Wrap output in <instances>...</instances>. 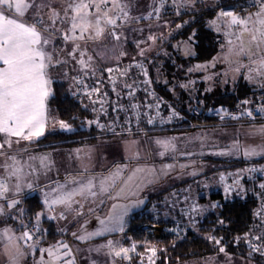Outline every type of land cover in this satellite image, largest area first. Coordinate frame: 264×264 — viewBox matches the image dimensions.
<instances>
[{
	"label": "rangeland",
	"instance_id": "rangeland-1",
	"mask_svg": "<svg viewBox=\"0 0 264 264\" xmlns=\"http://www.w3.org/2000/svg\"><path fill=\"white\" fill-rule=\"evenodd\" d=\"M47 2L51 7L56 8L62 17L63 8L67 7L69 0H47ZM120 2L122 5H126L125 11L128 12V18H124L120 9L117 8L112 10L113 5L111 0H109L106 9L112 10L109 14L116 18V26H107L106 34L99 40L88 39L89 33H86L84 40L75 42L79 44L80 47L78 51L73 53V56L68 55L73 49V43H65L61 38L62 33H53L55 39L44 47L50 52L53 51L55 59L62 61V63L54 65V73L48 71V78L51 77L50 73H52L55 81L60 80L72 85L71 80L72 78H78L77 75L97 73V70L113 66L121 60H143L148 63V67L152 68L155 79L157 83L160 84L166 81L167 77L164 78L166 69L164 65H161L164 64V60L159 59V62L157 61L158 64H154V56L169 57L168 55H171L177 59L174 68L175 76L173 78V87H178V93L174 92V90L171 91V93L175 98L180 100L179 103L184 102V106L188 110H192L197 105L202 108V102H195V99L198 97L208 96L214 98L218 96V94H223L226 88H229L231 93H233L239 84V80L249 84L257 82V79H264L260 77H255L251 81L246 79L249 75L248 69L251 66V61L247 56H241L239 58L240 63L245 65V67L240 68L239 73L234 71L235 68L239 67V64L233 63L230 65L225 62L223 58L229 47L227 43L229 38H231L235 44H239V41L235 40V33H237L239 29L237 26H232L230 29L228 27V19L220 17L219 14L224 11L233 12L241 18L248 17L250 14H254L259 10L256 0H249L246 5H242L237 9L223 6L220 8L218 7L217 16L209 23V27L218 37V52L212 59L205 62H193L191 60L194 56L191 42L174 41L172 43L174 46L173 49L168 51L167 45H169L173 37L179 33L184 24V21L180 20L181 15L202 9H215L220 2L219 0H195V3H191V0H176L175 3L173 0H120ZM181 4H183V6H180ZM156 8H160L158 14L155 12ZM89 11L95 12V9H89ZM149 13H151V15H149ZM50 14V8H44L40 13V18L47 22ZM33 15L34 13L32 10L26 13L25 18L28 22H32ZM213 21H215V24L212 23ZM251 26L250 22L249 27ZM56 27L61 28L63 32L69 28L70 25L58 21ZM113 31L119 35V40L108 34ZM229 31L232 32L233 35L231 37H226L225 32ZM79 34V31H77L76 35ZM45 35H47V33H45ZM150 36L155 39L149 40ZM129 44L134 45L135 56L130 52L128 47ZM53 45L55 51L53 50ZM142 50L143 55H141ZM81 51L86 53L83 57L85 60H87L89 56L92 57L90 61L91 68L81 69V65L77 63L80 59ZM121 53H124V55H121ZM230 59L236 58L230 56ZM198 65L203 67L197 68ZM71 75L74 76L72 77ZM160 75H163V78H161ZM78 80H82L80 76ZM51 87L52 84L50 83L51 95L47 99L46 104L50 103L52 97ZM117 93H119V91H115L114 96L117 95ZM193 101L195 104L190 105L189 102ZM105 103V101H102L103 114L106 109ZM115 104L120 106L116 113L110 114L109 118L105 116L104 118H100V115H97L93 119L96 123H93L92 120H87L85 124L80 126L78 131L92 130L94 127L92 125L103 124L106 121H110L111 123L107 125V129H102L100 132L93 131L91 135L84 134L83 137H75V140H71L74 137L69 138L70 136L68 135H74L73 133H76L77 129L69 124L70 130L60 128L59 122L61 120L58 118L54 106L49 104V107H46L47 120L43 136L32 141L20 140L19 143L15 142L17 139L16 137H12L13 143L11 147L5 145L3 149H0V152L4 153L0 155V181L5 182L8 186L9 191L7 192V196L8 199H10L8 202L12 200L19 202L21 200L20 197L15 198V194L24 193L28 186V182H31V175L27 174L26 171L31 167L40 169L41 158H46V163L48 165L44 169H49L55 174L61 171L64 173L72 171V175H75L68 176L65 184L73 185V187H76L75 183H68L72 178H75L77 181L86 182L88 178L95 176L98 183L100 178L109 175L117 166L123 169L121 173L122 180L126 179L128 175H131L134 169H144L143 172L137 174L130 185H121L124 187V192L119 197H116L114 191L112 192L113 198H109L107 194L102 196L98 195L96 198L89 197L86 210L87 213H83L85 221L81 224V228L77 232L78 235L83 236L86 235V233L97 231L102 228L97 217L107 221L109 216H123V231L105 232L103 235L85 239L86 241L93 240L94 244L87 245L84 248L72 244V248H75L76 254L78 253L80 257L77 261L72 251L71 255L68 257L64 255L65 251H61L62 253L59 251L61 262L60 259L53 260V257H49L47 252H44L41 256L44 261H53V264H65L67 260H74L75 264H122L129 262L132 257L137 255L136 243H133V245H135V251H132V254L133 252H135V254L130 258L128 257V259H124L123 256H112L109 254V247L101 246H106L109 241H112L114 247L123 244L126 239L132 240V235H127L125 233L133 212L146 210L149 215L155 217L158 222H163L157 223L158 225L172 224L177 218H183L191 224L190 221L195 217L194 215L198 214V211H204L205 213L209 209H214L212 205H216L217 200L212 199V195L220 193L226 197L227 193H225L224 188L227 186V178L234 179L239 172H242L239 178L255 182L251 184L255 186L257 189L255 192L259 194L260 199H257L258 203L259 201L261 203L264 202V188L260 187V185L264 184V163L255 164L253 166V169H256L259 174L263 175V180L261 181H258V179H256L258 176L251 174L246 166H242V168L235 167L238 162L250 163L264 160V135L258 132L261 127H264V123L241 125L226 121L220 123L214 120L216 121L215 126H213L214 124L206 123L204 125H190V129L187 128L185 129L186 131L172 132L164 135H146V128H144L145 130L142 129V131L137 134H116L115 132L121 130L122 127H128V125L125 124L128 116L131 115L132 119L135 120L137 118L136 114L143 112V107L139 110L133 109L132 112H127L126 110L129 104L125 100H121L118 103L115 102ZM138 105L141 106L139 103ZM210 107L205 110H209ZM171 118H173V116H171ZM206 118L211 120L209 117ZM121 122H124L123 126ZM138 129H140V126H138ZM167 129H169V127L165 126L158 130ZM62 134H68V137H64ZM91 137L95 139L86 140ZM3 139L4 137L0 135V141ZM52 139H54L56 143L53 142V144H50L52 143ZM158 140L171 141L175 145V151H165L161 145L156 143ZM62 141H69V143L63 145L64 143L61 144ZM47 145L54 148L50 151V155L43 154V150H41L47 148ZM253 150L257 153L256 155L245 156L246 151ZM161 152H164V155H161ZM221 153L225 154L222 155ZM10 156H15L16 160L19 162L15 165V167L21 169L19 180H17L16 176L11 178L9 175L12 171L11 166L13 165V161L8 159ZM5 165H9L10 167L6 169ZM165 165H171V167L165 169ZM149 169H153L154 171L149 172ZM222 176L223 180H221ZM25 178H27V180H25ZM149 180H151L152 183H148ZM17 184H19V190H17ZM243 185L246 187L245 183ZM247 190L248 189L244 190V192L247 193ZM238 191V186L235 184V192ZM41 194H44V192ZM2 200L3 198L0 199V207L3 208L4 214L6 213L8 215V213L11 214L13 212V216L9 219H15L17 221L18 211H16L15 206L12 209H8V202ZM42 200L44 199L42 198ZM101 200H103V203H101ZM141 200L143 203H139ZM147 204L148 207L145 209ZM113 205H117V207L113 208ZM90 206L92 208L89 209ZM193 207H196L197 211H193ZM91 210H96V212L90 213ZM53 212L55 213L56 211L54 210ZM20 214L21 212H19V215ZM60 214L61 211H57L56 215L58 218ZM4 217V215H0V221L3 220ZM43 221L50 223L49 218L42 220L40 215L39 221L34 225L39 229V237L36 234L37 239L33 243L35 247L43 243H56L57 241L60 242V240L64 241L63 239H67L68 243H72L67 235L59 234L56 229L55 231L58 234L57 238H55L54 241L48 240L46 235L41 233L40 230V223ZM151 231L154 237L160 239L153 228ZM172 240L177 241V239ZM36 241H39V243H36ZM133 245H122L121 248L131 249ZM35 247H26L22 240L21 250L23 252L34 249ZM98 248L100 250L96 251ZM152 248H154V245H148L147 250L144 252L145 254L143 253L140 258L150 257L152 255L150 249ZM148 250L150 255L146 256L148 255ZM25 255L26 254L21 257L20 264H38L41 260L33 259L31 261H26ZM4 258H7L5 243L3 240H0V263L3 262ZM146 259L144 258V260ZM157 259L158 256L156 252L151 262L156 264ZM139 263L146 264L145 261ZM6 264H8V262H6ZM178 264L261 263L253 260L251 261L248 257L232 255L226 252L221 253L219 251L215 254L206 255V257L203 255L198 261L190 260Z\"/></svg>",
	"mask_w": 264,
	"mask_h": 264
},
{
	"label": "snow or ice",
	"instance_id": "snow-or-ice-1",
	"mask_svg": "<svg viewBox=\"0 0 264 264\" xmlns=\"http://www.w3.org/2000/svg\"><path fill=\"white\" fill-rule=\"evenodd\" d=\"M175 3L176 0H173ZM259 10L250 14L248 17L241 18L233 12L222 11L219 16L228 19V27L231 29L232 26H237L239 31L235 33V40L239 41V44L229 38L227 43L229 47L224 55L225 62L230 65L233 63L239 64V67L235 68L234 71L239 73L240 68L245 67L240 63L239 58L241 56H247L251 61L249 67V75L246 79L250 81L255 77L264 78V0H256ZM109 0H69L67 7L63 8V16L61 17L60 12L56 8L51 7L47 0H0V135L4 137L0 141V149H3L5 145L11 147L13 141L12 137H16V143L20 140L32 141L44 135L45 124L47 120L46 116V101L51 95L50 83L51 81L47 77V70L49 67L55 64L62 63V61L56 60L54 52L48 51L44 46L49 45L55 36L53 33H62L61 38L65 43L72 42L73 49L68 53L69 56H73V53L79 50V44L75 43L78 40H84L85 34L89 33L88 39L99 40L106 34L107 26H116L117 20L109 13L114 9H120V12L125 19L128 18V12L125 11L126 5H122L120 0H111L113 9H106V5ZM191 3H195V0H191ZM180 6H183L181 4ZM44 8H50L51 14L48 16L47 22L40 18V13ZM89 9H95V12H90ZM30 10L34 13L32 22H28L25 18L26 13ZM155 12L158 14L160 8H156ZM9 13H13L9 15ZM151 15V13H149ZM60 21L65 24H69L70 27L62 32L61 28L56 27L57 22ZM251 22V27L249 23ZM215 24V21L212 22ZM179 27V25H178ZM79 31V35H76ZM47 33V35H45ZM113 38L119 40L117 33L110 32ZM232 32H225L226 37H231ZM155 38L150 36L149 40ZM86 55L85 52H80V59L77 61L81 65V69L91 68L90 61L92 57L89 56L87 60L83 57ZM124 55V53H121ZM143 55V50L141 51ZM230 56L236 59H230ZM141 67V65H137ZM203 66L198 65L197 68ZM108 72H112L113 69H106ZM122 75L127 74V70L121 73ZM254 74V76H253ZM147 76V72H144ZM77 83H83L81 80H77ZM115 84V80H112ZM145 83L149 81L145 80ZM125 88L132 89L128 92L129 96L134 95L133 85L125 83ZM85 95L91 97L93 93L99 92V88H92L87 90L85 85ZM113 91H116L115 87ZM106 95V94H105ZM119 96V93H117ZM96 103V101H93ZM247 103V101H245ZM136 104H132V108L135 109ZM115 110V109H114ZM124 110V109H121ZM258 111L264 113V107ZM175 115V113H174ZM248 116H252V112L247 113ZM236 119V117H232ZM96 123V121H92ZM150 124L152 120L148 121ZM59 126L62 129L70 130V126L63 121L59 122ZM99 127H104L99 125ZM259 134L264 135V127L258 130ZM158 145H161L165 151H175V145L171 141H157ZM0 152V155H3ZM164 155V152L160 153ZM222 155L225 153H221ZM253 151H246L245 156L256 155ZM8 159L13 161L12 171L9 173L10 176H16L19 180V174L21 169L15 167L19 162L15 156H10ZM46 158H41V167L46 168ZM9 165H5L7 169ZM171 165H165V169L170 168ZM183 167V166H182ZM123 169L117 166L116 169L109 173V175L100 178L97 183L95 176L87 179L86 182L77 181L72 178L68 183H75L76 187L71 189L67 188L65 184H58L53 192L56 193L54 198L48 199L47 196L44 200V204L49 209H52L56 205H62L65 211H72L73 204L76 203L75 197L79 196L81 199L86 200L89 197L96 198L98 195L107 194L109 198L112 197V192H115L116 197H119L124 192V187L121 185H130L138 173L144 171L143 168H136L133 170L131 175H128L126 179H121V173ZM153 169H149V172H153ZM248 171H256V169H249ZM223 180V176L221 177ZM119 182V183H118ZM148 183H152L151 180ZM235 183H239L236 181ZM19 190V184L16 185ZM32 187L31 184L28 185ZM264 188V184L260 185ZM98 189V190H97ZM8 186L5 182L0 181V199L4 197V194L8 192ZM225 193L230 192V187L225 186ZM17 203L16 200L8 202V209H12ZM103 203V200H101ZM139 203H143L141 200ZM218 205H212L213 208ZM83 207V204L80 205ZM117 205H113V208ZM193 211H197L196 207H193ZM264 213V206L256 213L257 217H260ZM4 214V210L0 207V215ZM81 213L77 212V215ZM40 214H37V221H39ZM60 219H64V213L61 212ZM49 219H56L51 216ZM99 223L102 228L86 233V235L80 236L73 233L79 240L91 239L93 236L103 235L105 232L123 231V216L112 217L109 216L107 221L100 219ZM223 224V221H220ZM261 225L264 226V219L261 221ZM21 227L25 230L20 237H15L10 228L0 230V240H4L5 253L8 257V264H20L21 257L24 253L19 247L16 240L32 241L33 233L27 229L26 225H23L21 221ZM248 233H245L244 239L248 243L250 253H259L264 256V233L252 237V240L261 241V244H254L248 240ZM209 240H212L216 245L221 244L220 239L209 236ZM240 239L239 237L237 238ZM39 243V241H36ZM29 248L35 247V244H28ZM101 247H109L110 255L115 257L123 256L124 259H128V253L135 251V245L131 249L113 247V242L109 241L108 245ZM59 248H63L65 256L71 255V250L66 243H60L54 252L52 248L40 249L41 253L47 252L49 257H53V260H59ZM100 249H96L99 251ZM152 255L149 257V261H152V257L156 255V249H150ZM221 253L225 252L224 247H220ZM38 264H53V261H44L43 257ZM65 264H75L74 260H67Z\"/></svg>",
	"mask_w": 264,
	"mask_h": 264
},
{
	"label": "trees",
	"instance_id": "trees-1",
	"mask_svg": "<svg viewBox=\"0 0 264 264\" xmlns=\"http://www.w3.org/2000/svg\"><path fill=\"white\" fill-rule=\"evenodd\" d=\"M219 1L215 9H202L181 15L180 20L184 21V24L179 33H177L170 41V44L167 45V51L173 49L174 46L172 43L174 41L191 42L194 51V56L191 58L193 62H205L212 59L218 52L219 42L217 34L209 27V23L217 16L218 7L220 8L223 6L237 9L249 2V0ZM128 47L132 55L135 56L134 45L129 44ZM168 56L169 57L154 56V64H158L157 61L159 62V59L164 60V64L161 65H164L166 69L164 76V78L167 77L166 81L160 84L157 83L152 68L148 67V63L143 60H121L113 66L98 70L97 73L77 75L78 78L79 76L81 77L83 83H77L78 78H72V85L60 80H54V82L51 83L52 97L50 99V105L54 106L57 116L61 121L77 129V132L73 133L74 135L67 134L70 136L69 138L78 136L83 137L84 134L91 135L93 131L98 132V125H92L94 126L92 130L78 131V129L85 124L87 120L94 121L93 119L97 115H100V118H104V116L109 118L110 114L116 113L120 108L118 104L114 106L112 103H118L121 100H125L129 104L126 110L127 112H132V104L137 105L135 110H139L143 107V109L141 108L143 112L136 114L137 118L135 120L132 119L131 115L128 116L125 123L128 127H122L121 129L127 132L129 128L131 131L133 128H138V126H140V129H147L145 130L146 135L155 136L172 132H183L186 131L185 129L187 128L190 129V125L196 126L206 123L214 124L213 126H215L216 121L206 118V108L218 105L230 106L236 99H254L258 95L264 94V91H255L247 86L246 83L240 81L233 93H231L229 88H226L223 94H218V96L214 98L208 96L196 98L195 102H202V111L199 116H194L192 110H188L184 106V102L179 103L180 100L175 98L171 93L173 90L178 93V87H173V78L175 76L174 68L177 59L171 55ZM137 65H141V67H137ZM108 68L113 69V71L111 73L106 71ZM124 70H127L126 75L121 74ZM145 71L147 72V76L144 75ZM71 76L73 77L74 75ZM160 76L163 78V75ZM112 80H115V84L112 83ZM145 80L149 81V83H145ZM125 83L133 85V96L128 95V92L132 91V89L125 88ZM85 85H87V90L99 88L100 91L93 93L91 97H89L85 95ZM114 87L116 91H119L120 96H114ZM93 101H96V103H93ZM102 101L106 102L104 114L102 113ZM195 102H189V104L194 105ZM138 103L141 104V106L138 105ZM146 112H148V116ZM174 113L176 115H174ZM171 116H173V118H171ZM150 118L152 121L157 122L165 119L166 121L170 120V124L166 125L169 129L158 130V128H155L154 125L148 122ZM109 123L111 122L106 121L99 125H103L105 128L108 127L107 125ZM121 123L123 126L124 122ZM135 133L137 134L138 132ZM62 135L68 137L67 135ZM94 139V137H91L86 140ZM261 163H264V160L250 163L238 162L235 167L242 168V166H254L255 164L258 165ZM256 179L261 181L263 177ZM243 182L248 189V192L244 196L233 194L231 198H227L220 193L214 194L212 195V199L217 200L216 205L218 206L214 209L207 210L205 213L204 211H198V214L194 215L195 217L190 221V225L194 224L195 227L199 229L201 236L198 240L176 241L170 238L159 239L154 237L151 229H144L142 225L147 224L151 226L163 222H158L156 218L149 215L146 210L133 212L125 233L127 235L131 234L132 240L126 239L122 245L130 246L136 243L137 255L132 257L129 262L122 264H140V257L145 250H147L148 245H154V248H156L158 256L156 264H178L180 262L198 260L203 255L206 257V255L218 253L220 247H224L226 253L248 257L251 261L253 260L264 264V256H261L259 253H252L249 255L250 248L244 239L245 233H248V239L253 243L254 240H252V237L264 233V226L261 225V221L264 219V213H262L260 217L256 215L261 205L257 200L259 197V194L255 192L257 189L251 184L255 182H250L246 179H243ZM43 204L40 196L37 194L25 197L22 215L26 225L36 224L37 214L42 212L44 208ZM147 207L148 204L145 209H147ZM220 221H223V224H221ZM174 223L189 224L183 218H177ZM40 230L50 241H54L58 236L54 225L49 222H41ZM209 236L220 239L221 244L216 245L212 240L208 239ZM238 237L240 238L239 240L237 239Z\"/></svg>",
	"mask_w": 264,
	"mask_h": 264
},
{
	"label": "crops",
	"instance_id": "crops-1",
	"mask_svg": "<svg viewBox=\"0 0 264 264\" xmlns=\"http://www.w3.org/2000/svg\"><path fill=\"white\" fill-rule=\"evenodd\" d=\"M12 14L13 13H9V15H12ZM53 50L55 51L54 45H53ZM53 70H54V66H51L48 68V70H47L48 76H49L48 71L53 72ZM97 72H98V70H97ZM50 75H51V77H49L50 81H51V83H53L54 82V78H53L54 75L52 73H50ZM257 80L258 81L255 83H249V84L246 82L245 83L247 84V86L251 87L255 91H260V90L264 91V79H257ZM239 82H240V80H239ZM49 104L50 103L46 104L47 108L49 107ZM71 140H75V137L72 138ZM51 142L52 143H50V144H53V142H55L54 139H52ZM62 143H64L63 145H66L69 143V141H65V142L62 141L61 144ZM46 147L47 148L41 149V150H43L42 153L50 155V153H51L50 151H52V149H54V148L52 146H49V145H47ZM78 147H81V146H78ZM78 147H74V148H78ZM39 168L40 169H38V168L35 169V167H31L29 170L26 171L27 174L31 175L30 176L31 182L29 181L27 185L31 184L32 187L29 188L27 186V188L23 194L22 193L15 194L16 195L15 198H17V197L21 198L19 203H17L15 205L16 211H18V214H17L18 220L16 221L15 219H13V220L9 219L13 216V212L11 214L8 213V215L6 213L3 214L5 217L3 220L0 221V230H3L5 228H10L13 230L12 234L15 237H20L22 235L23 230H24V228L21 227V221L23 222V225H26V222H24V220L22 219V217H23V215H22V212H23L22 202H23L24 198L28 195L37 194L40 196V198H43L44 200H45L46 196L50 200V199L54 198V196L56 195V193L53 192V189L56 188L58 184H65L67 179H68V176H74L75 175V174L72 175V171H70L69 173H64L63 171H61L60 173L55 174L52 171H50L49 169H44L42 167H39ZM51 174H52V176H51ZM10 177L13 178V176H10ZM25 180H27V178H25ZM65 185H67V184H65ZM67 188L71 189V188H73V185H67ZM42 192H44V194H41ZM74 199H75L76 203L73 204V210L72 211H65V209L62 205H57V206H54L52 209H49L48 207L45 206V204H43V206H44L43 211L41 213H39L42 217V220H45V218L47 219L51 216L56 217V219H49L50 223L54 225L56 231L59 234L67 235L68 238L72 241V243H68L67 239H63L64 241L60 240V242L57 241L56 243L52 242V243L39 244L34 249L23 252L24 254H26L24 256L26 261H31L33 259H41L42 258L41 256L43 253L40 252V249L52 248V249H54V252H55L56 248L59 246L60 243H66L69 246V248L73 252V253L72 252L71 253L74 255L75 260L77 261L78 258L80 259V257H79L78 253L76 254L75 248L74 247L72 248V244L78 245L81 248H84L87 245L94 244L93 240L92 241L79 240L75 236H73V233H76L78 235L77 231H79V229L81 228V224L85 221V217L83 216V213L84 212L87 213L86 210H87V203H88V199L83 200L79 196L75 197ZM8 200H10V199H8L7 192H6L5 197H3L2 201L8 202ZM81 204H83V207H80ZM263 204H264V202H263ZM90 208H92V207L90 206L89 209ZM54 210L56 211L55 213L53 212ZM57 211L63 212L65 218L64 219L58 218V216L56 215ZM19 212H21L20 215H19ZM77 212H79L81 214L77 215ZM94 212H96V210H91L90 213H94ZM50 213H52V214H50ZM3 215H1V216H3ZM67 221H68V223H67ZM36 222H37V220H36ZM192 225L194 226V224H192ZM65 229H67V230H65ZM65 241H67V242H65ZM4 243H6V242L4 241ZM15 243H17L19 245V247L21 248L22 240H16ZM114 247L119 249L122 247V244L116 245ZM59 251L61 252V251H66V250L63 248H59ZM147 252H148V255H146V256H149L150 255L149 250ZM133 254H135V252H133ZM133 254H132V251H130L128 253V257L129 258L132 257ZM4 256H5V254H4ZM144 258L145 259L147 258V259L144 260ZM144 258H140L141 263L145 261L148 264H155V263H152L149 261V257H144ZM196 261H198V260H196ZM6 262H8V257L6 259L4 258L3 262H1L0 264H6ZM60 262H61V259H60ZM60 264H64V263H60Z\"/></svg>",
	"mask_w": 264,
	"mask_h": 264
},
{
	"label": "built area",
	"instance_id": "built-area-1",
	"mask_svg": "<svg viewBox=\"0 0 264 264\" xmlns=\"http://www.w3.org/2000/svg\"><path fill=\"white\" fill-rule=\"evenodd\" d=\"M245 101H247V103H245ZM264 107V94L258 95L256 98H245V99H237L234 101V103L231 106H227V105H222V106H217V107H210L209 110H206L205 115L206 117H209L211 120H217L218 122H231L234 124H241V125H245V124H256V123H264V113H261L260 111H258L260 108ZM251 111L252 112V116H248L247 113ZM147 116H148V112ZM192 113L194 115H200L201 114V107L199 105H197L195 108L192 109ZM232 117H236V119H233ZM151 120V118L149 119ZM167 122V123H166ZM152 125H154L155 128L161 129L163 127H165L166 125L170 124V120L166 121L165 120H160L159 122L157 121H152L151 123ZM159 126V127H158ZM108 127H99L98 132H100L102 129H107ZM142 131V129H138V128H133L130 131L129 130L126 132L124 129L118 130L115 133L116 134H122V133H135V132H140ZM249 169H253V166H248L247 170ZM239 172L238 175H236L234 177V181L232 184H227V186L230 187V192L226 194L227 198H231L233 194H240L241 196L245 195V187H244V182L242 178H239L241 175ZM251 174H254L256 176H258V178H262L263 175L259 174L258 171H250ZM237 174V173H235ZM236 178V179H235ZM236 181H239V183H235ZM235 184L238 186L239 191L235 192ZM244 194V195H243ZM28 226V230H30L33 233V240L32 241H23L24 245L26 247H28V244H33L35 242V240L37 239V235L39 232V229L32 225H27ZM188 229H190L191 232H193L192 236L190 238H186L183 240H198V238L201 236V233L199 231V229L197 227L191 226V225H187ZM142 228L147 229V228H151V226L144 224L142 225ZM25 230V229H24ZM37 234V235H36ZM39 237V235H38ZM252 241V240H251ZM254 244H261V241H253Z\"/></svg>",
	"mask_w": 264,
	"mask_h": 264
},
{
	"label": "bare ground",
	"instance_id": "bare-ground-1",
	"mask_svg": "<svg viewBox=\"0 0 264 264\" xmlns=\"http://www.w3.org/2000/svg\"><path fill=\"white\" fill-rule=\"evenodd\" d=\"M112 104L114 106L116 105L115 103H112ZM141 129H143V128H141ZM233 181H234L233 178H227L226 184H232ZM246 189L247 188L245 187V190ZM258 199H260V198L258 197ZM43 201L44 200H42V198H41L42 203H44ZM260 205H261V207L259 209H261L264 204L260 202ZM151 228H153L154 231L157 232L156 234L158 237H160V239L171 238V239L183 240L186 238H190L193 234V232H191L190 229H188V226L185 224H176V223L165 224V225H158L157 224V225H151Z\"/></svg>",
	"mask_w": 264,
	"mask_h": 264
}]
</instances>
